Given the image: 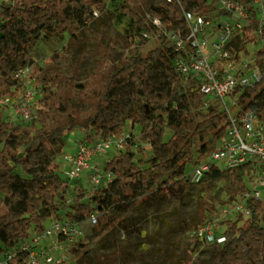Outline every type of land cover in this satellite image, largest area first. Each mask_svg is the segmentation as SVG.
Segmentation results:
<instances>
[{"label":"trees","instance_id":"1","mask_svg":"<svg viewBox=\"0 0 264 264\" xmlns=\"http://www.w3.org/2000/svg\"><path fill=\"white\" fill-rule=\"evenodd\" d=\"M110 1L119 17L127 20V27L113 36L89 33L92 49L86 54L94 64L89 77L80 81V71L36 65L33 76L41 96L33 129L0 115V255L33 231L42 232L50 219L67 217L80 224L95 212L100 225L118 223L129 231V221H116L112 215L117 207L144 196L184 195L196 188L200 202L189 225L193 229L218 203L248 189L247 166H213L197 183L185 179L188 165L213 150L226 133L227 115L218 104L203 108L198 86L184 83L176 73L175 47L165 32L155 48L145 55L139 51V45L148 42L144 32L156 28L151 18H157L167 33H186L184 11L208 14L217 9L218 0ZM237 1L250 7L252 0ZM105 5V0H0V101L16 94L17 72L31 60L42 39L68 33L71 43H80L81 32H89L90 23L98 19L95 11ZM257 27L252 18L248 33ZM120 47L128 53L118 55ZM256 55L264 68V45ZM240 104L264 121V78L242 93ZM129 125L139 127V135L129 133L125 148L105 162L111 181L89 194L79 188L82 191L65 206L71 180L61 175L57 150L67 134L79 129L86 140L121 136ZM146 148L151 155L137 159L136 154ZM247 206L252 215L231 220L224 243L204 244L207 259L199 256L203 243L193 238L178 264H264V200L249 199ZM117 255L97 254L80 261L116 264ZM18 262L22 264V259Z\"/></svg>","mask_w":264,"mask_h":264},{"label":"built area","instance_id":"2","mask_svg":"<svg viewBox=\"0 0 264 264\" xmlns=\"http://www.w3.org/2000/svg\"><path fill=\"white\" fill-rule=\"evenodd\" d=\"M249 4L253 11L249 10V5L237 0H218L217 9L208 14L184 11L188 26L186 33H167L165 30L175 47L173 63L176 73L184 83L194 82L198 86L203 95V108L218 104L228 121L226 133L217 141L213 150L191 164L192 170L186 172L185 179L197 183L213 166L223 169L247 166V191L216 205L215 211L192 229V237L203 244L224 243L227 221L230 220L228 217L233 214L248 218L252 215L247 206L248 200H264V121L255 111L245 109L240 104L242 93L264 78V68L258 63L256 55L264 45L263 0H252ZM259 7L262 11L258 10ZM95 14L98 15L97 11ZM252 18L258 21V27L248 33L247 27ZM151 20L156 27L162 26L157 18ZM144 36H147L146 31ZM251 36L255 37V41L248 40ZM250 43L258 48L251 50ZM27 72L26 67L18 70L20 86L14 88L15 95H8L0 101V111L11 109L23 120L31 121L37 117L38 90L33 85V71ZM130 137L126 132L121 136L111 135L83 141L73 137L75 150L64 155L66 177L72 180L85 176L92 185V191L106 185L113 175L105 170L104 164L125 148ZM110 152L113 154L109 157ZM101 157L104 163L98 166ZM67 200L71 202V199ZM97 217V213L93 212L87 221L95 225ZM77 225L67 217L51 219L42 232L33 231L29 238L3 252L0 264H16L19 259H22V264H66V261L52 252L53 247L40 244L42 240L52 237L73 235Z\"/></svg>","mask_w":264,"mask_h":264},{"label":"rangeland","instance_id":"3","mask_svg":"<svg viewBox=\"0 0 264 264\" xmlns=\"http://www.w3.org/2000/svg\"><path fill=\"white\" fill-rule=\"evenodd\" d=\"M105 2L104 9L97 10L98 19L90 23L89 32H81L83 38L80 43H71L68 33L64 36H52L42 39L34 49L31 60L24 66L28 68L27 73H31L36 65L44 67L57 65L62 66L66 71H80L79 80H86L92 73L94 66L89 54H86L87 49H92L90 43L87 42L89 33L91 35L99 33L113 36L115 33H122L127 27V20L119 17L111 1L105 0ZM258 10L262 11V8L259 7ZM146 32L147 36L145 37L148 42L139 45V51L143 55L160 43L165 27L152 28L146 30ZM249 47L251 50L258 48L253 43H250ZM124 52L128 53V49L124 47L118 49V55ZM33 85L38 90L37 100H39L41 87L36 82ZM38 102L36 103L37 106L39 105ZM0 115L14 125L30 130L33 129L36 121V119L25 121L19 115L14 114L11 109L1 110ZM113 116L121 118L120 114H114ZM76 131H78V134H76L78 136L72 134L71 138L75 137V140L77 139L78 141L85 140L84 132L82 130L79 131V129H76ZM125 132L139 135V127L126 126ZM169 136L170 132L166 135V139ZM67 138H70L69 133L65 137L63 146L57 150V160L61 163V175L64 177L66 176L64 155L75 150L71 147L70 141H66ZM112 154L113 152L108 153L109 157ZM149 155H151V149L146 148L138 152L136 157L140 159ZM103 163L104 158L101 157L98 166L103 165ZM191 170L192 166L188 165L187 172ZM75 181L76 179H72L70 186L67 188L65 206L70 203L67 199L76 197L82 191L80 189H83L87 194L91 192L92 185L85 176ZM220 197L223 198L225 196L221 195ZM199 202L200 192L196 188H191L184 195L144 196L132 204L119 206L112 212L116 221H129L131 225L129 231L118 223L102 226L99 223L94 225L89 221H85L76 226V232L73 235L42 240L40 246L53 247L52 252L66 261V264H91L88 261L83 263L80 259L82 257H94L97 254L106 255L114 252L118 253L115 258L116 264H178L185 249L193 240L192 229L189 228V225L197 216ZM228 218L230 220L227 221V224L231 220H237V217L233 214ZM50 222L51 219L46 221L45 224L48 225ZM242 222L240 221L239 224ZM199 256L203 259L209 257L206 245H201Z\"/></svg>","mask_w":264,"mask_h":264},{"label":"crops","instance_id":"4","mask_svg":"<svg viewBox=\"0 0 264 264\" xmlns=\"http://www.w3.org/2000/svg\"><path fill=\"white\" fill-rule=\"evenodd\" d=\"M79 131H80V130H79ZM74 132H75V133H74ZM69 134H70V138H67L66 141H67V142L70 141V143H71V147H73V148L75 149V147L73 146V142H72V138H73V137L71 138V135H72V134H75V135L78 134V131L74 130V131H71ZM76 136H78V135H76ZM78 180H80V178L76 179V181H78ZM76 181H75V182H76ZM73 185H74V184H73Z\"/></svg>","mask_w":264,"mask_h":264}]
</instances>
